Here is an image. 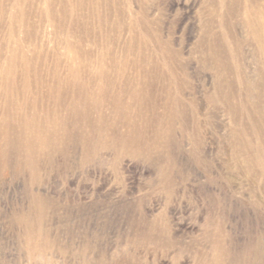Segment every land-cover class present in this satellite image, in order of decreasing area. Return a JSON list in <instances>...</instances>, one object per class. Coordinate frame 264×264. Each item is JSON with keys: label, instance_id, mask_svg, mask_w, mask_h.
I'll return each instance as SVG.
<instances>
[{"label": "rangeland", "instance_id": "1", "mask_svg": "<svg viewBox=\"0 0 264 264\" xmlns=\"http://www.w3.org/2000/svg\"><path fill=\"white\" fill-rule=\"evenodd\" d=\"M218 1L0 0V264H264V47Z\"/></svg>", "mask_w": 264, "mask_h": 264}, {"label": "bare ground", "instance_id": "2", "mask_svg": "<svg viewBox=\"0 0 264 264\" xmlns=\"http://www.w3.org/2000/svg\"><path fill=\"white\" fill-rule=\"evenodd\" d=\"M214 1V0H213ZM256 1V0H255ZM218 8L223 9L224 8V13L223 12H219L217 11V13H213V15L208 16L205 20V27H204V35H211L210 37L213 38V40L215 42H217L218 44H224L221 39L223 38L221 33L217 32L215 29V27L218 25L215 22V17L219 18L218 23L222 26L226 25L225 24V17H229L231 20L232 17H236L239 15H243V20H242V24L245 26V28H247L249 34H250V38L254 41L255 44H260L261 48L264 47V3L263 0H257L256 5L259 4L258 6V10H259V15H256V11L255 9H251L248 8L244 5H242V3L239 0H219L218 1ZM226 9V12H225ZM218 10V9H217ZM225 18V20H224ZM233 20V19H232ZM228 21V20H227ZM240 23V22H239ZM219 25V26H220ZM218 28V27H217ZM226 28V27H224ZM225 31V30H224ZM223 33V32H222ZM225 35V34H224ZM223 35V36H224ZM205 40V39H204ZM223 40V39H222ZM209 42V41H208ZM225 42V41H224ZM216 48V47H215ZM221 48V47H220ZM222 49V48H221ZM220 49V50H221ZM225 50V49H224ZM222 51V50H221ZM214 53L217 51H213ZM212 53V52H211ZM222 53V52H221ZM220 54V53H218ZM217 54V57H218ZM212 55V54H211ZM216 56V55H215ZM215 56H213V58H215ZM216 57V58H217ZM215 58V60H216ZM263 61H264V57H263ZM218 62V61H217ZM215 63V62H214ZM213 63V64H214ZM207 65V64H206ZM221 66V65H220ZM105 67V66H104ZM183 67V66H182ZM216 69V68H215ZM178 70V69H177ZM213 70V69H212ZM220 75V74H219ZM105 76V75H104ZM190 77V76H189ZM63 79V78H62ZM251 84H249L250 88H252V86H254V84L252 82H250ZM229 87V86H228ZM255 87V86H254ZM229 99V98H228ZM56 120V119H55ZM33 129V128H31ZM101 129V128H100ZM105 132V131H104ZM38 133V132H37ZM36 134V133H35ZM37 137V136H36ZM1 144V143H0ZM6 145L2 146L0 148V152L1 154H6ZM5 158V157H4ZM220 229V228H219ZM68 239V238H67ZM68 241V240H67ZM71 241V240H70ZM65 243H67L66 241H64ZM64 243V244H65ZM71 244V243H70ZM46 245V244H45ZM171 245V243H170ZM65 246L67 247V245L65 244ZM174 246V245H173ZM216 246V245H215ZM222 246V245H221ZM214 247V245H213ZM216 250V249H215ZM181 251V250H180ZM200 251V250H199ZM216 253V252H215ZM235 253V252H234ZM259 255V254H258ZM225 256V255H224ZM223 256V257H224ZM226 258V257H225ZM264 260V259H263ZM219 263V262H218ZM217 263V264H218ZM263 263V262H262ZM220 264V263H219Z\"/></svg>", "mask_w": 264, "mask_h": 264}]
</instances>
